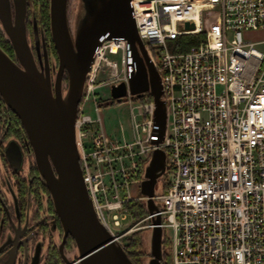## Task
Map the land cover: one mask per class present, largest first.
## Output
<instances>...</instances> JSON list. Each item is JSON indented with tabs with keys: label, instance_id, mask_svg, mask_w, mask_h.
I'll return each mask as SVG.
<instances>
[{
	"label": "built area",
	"instance_id": "obj_1",
	"mask_svg": "<svg viewBox=\"0 0 264 264\" xmlns=\"http://www.w3.org/2000/svg\"><path fill=\"white\" fill-rule=\"evenodd\" d=\"M131 5L160 75L166 130L160 142L154 100H142L149 93L135 101L128 91L121 103L130 107L131 137L108 135L101 109L114 85L128 86L131 68L127 41L104 40L76 121L81 168L99 221L125 248V229H151L159 214L167 264H264V53L256 48L264 40L251 36L264 30V0ZM186 22L194 27L185 28ZM156 149L166 153L163 192L152 198L160 209L133 221L126 205L148 200L140 185Z\"/></svg>",
	"mask_w": 264,
	"mask_h": 264
},
{
	"label": "water",
	"instance_id": "obj_2",
	"mask_svg": "<svg viewBox=\"0 0 264 264\" xmlns=\"http://www.w3.org/2000/svg\"><path fill=\"white\" fill-rule=\"evenodd\" d=\"M86 12L76 32L68 19L69 0H49L50 31L58 57L55 78L47 64L39 70L26 33V0H0V27L14 50L10 57L0 47V96L17 115L26 132L35 164L50 194L63 230L60 254L65 264H134L123 246L99 221L89 196L76 140V121L87 74L97 48L104 40L127 41L131 74L128 86L114 85L112 100L121 103L129 91L134 99L146 93L155 104L154 119L163 141L167 111L162 100L160 75L139 37L131 0H83ZM185 28H193L191 22ZM67 78L63 90V77ZM106 104V105H107ZM166 171V153L156 149L145 165L140 193L149 214L158 213L155 186ZM148 264H163V230L160 215L153 218ZM73 239L77 254L67 259L63 245ZM12 253L6 264H14Z\"/></svg>",
	"mask_w": 264,
	"mask_h": 264
},
{
	"label": "flooded vegetation",
	"instance_id": "obj_3",
	"mask_svg": "<svg viewBox=\"0 0 264 264\" xmlns=\"http://www.w3.org/2000/svg\"><path fill=\"white\" fill-rule=\"evenodd\" d=\"M25 25L38 69L43 71L48 64L54 80L58 57L51 31L43 27L36 12H30V0H26ZM66 86L64 76L63 90ZM6 116L7 123L0 114V164L8 167L9 172L4 168L1 180L10 191L11 201L0 184V264H6L12 253L14 264H65L60 254L63 230L50 194L44 189L26 132L18 117L20 124L16 131L12 129L10 109L6 110ZM13 144L18 145L21 157L13 150ZM74 246L68 236L63 245L67 259Z\"/></svg>",
	"mask_w": 264,
	"mask_h": 264
},
{
	"label": "rangeland",
	"instance_id": "obj_4",
	"mask_svg": "<svg viewBox=\"0 0 264 264\" xmlns=\"http://www.w3.org/2000/svg\"><path fill=\"white\" fill-rule=\"evenodd\" d=\"M30 12H36V8L33 5V2L30 0ZM86 12V4L83 0H69L68 2V19H69V26L72 32H76V29L81 21V19L84 17ZM252 38L259 42L260 40H264V30H260L257 32H253L251 34ZM256 48L264 53V43H258L256 45ZM66 89V88H65ZM105 91V90H104ZM101 91V92H104ZM110 92L107 90L105 91V96H109ZM137 101V99H134ZM93 118L97 117L96 112L92 109L91 111L88 110ZM101 115L104 122V127L110 137L115 136H122V133L125 135V137L129 138L131 137V113H130V107L128 104L125 103H114L108 106H103L101 109ZM123 128V131H122ZM14 145V146H13ZM12 147L13 150H15L16 153H18V156L21 157V152L17 144H13ZM148 164V162H147ZM146 164V166H147ZM5 170L8 171V167L4 166ZM3 167H1L0 164V184H1V190L5 196L9 199L8 201H11L10 191L7 189L2 179V174H5V170ZM165 181V176L162 175L158 178L156 186H155V193L160 194L163 192V185ZM140 202V201H138ZM142 203V202H141ZM145 217V216H144ZM142 217V218H144ZM141 218V219H142ZM139 221V220H138ZM145 224V223H144ZM125 235L122 238L123 244H125V238L132 235L135 232H140V236L143 241V247H142V255H141V264H148L149 256H150V246H151V237H152V229H141V230H129L125 229ZM42 239V237H41ZM70 259H73L76 254L77 250L74 246V249L71 250L69 253ZM168 259L165 258V261L163 260V264H167Z\"/></svg>",
	"mask_w": 264,
	"mask_h": 264
},
{
	"label": "trees",
	"instance_id": "obj_5",
	"mask_svg": "<svg viewBox=\"0 0 264 264\" xmlns=\"http://www.w3.org/2000/svg\"><path fill=\"white\" fill-rule=\"evenodd\" d=\"M33 2L34 7L36 8L37 17L39 18L40 22L42 23L43 27H46L49 31L50 28V15H49V0H31ZM0 47L12 58L14 56V50L10 41L7 39L6 35L4 34L2 28L0 27ZM152 95L147 94L142 100H152ZM9 108L5 105L3 99L0 96V114L6 118V123L8 122V117L6 116V110ZM11 115L13 116L12 122H10L11 127L13 130L20 124L17 116L10 110ZM16 131V130H15ZM42 179V178H41ZM44 189L48 191L44 182H43ZM131 218L133 221H138L142 217L146 216L147 209L144 203L138 201L128 202L126 205ZM125 251L128 254L129 258L132 260L134 264H141V255H142V247L143 241L140 236V232H135L132 235L125 238ZM163 251H164V258L168 259L167 262L170 261V255L167 252V243L163 240Z\"/></svg>",
	"mask_w": 264,
	"mask_h": 264
}]
</instances>
